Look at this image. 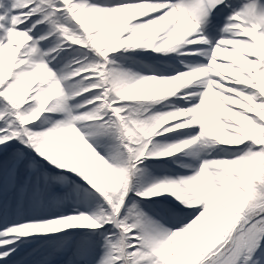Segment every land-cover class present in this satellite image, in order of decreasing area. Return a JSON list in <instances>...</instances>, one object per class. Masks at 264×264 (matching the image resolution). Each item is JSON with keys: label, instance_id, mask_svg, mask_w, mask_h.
<instances>
[{"label": "snow or ice", "instance_id": "1", "mask_svg": "<svg viewBox=\"0 0 264 264\" xmlns=\"http://www.w3.org/2000/svg\"><path fill=\"white\" fill-rule=\"evenodd\" d=\"M0 264H264V0H0Z\"/></svg>", "mask_w": 264, "mask_h": 264}]
</instances>
